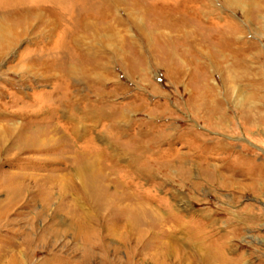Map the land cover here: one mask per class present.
Returning a JSON list of instances; mask_svg holds the SVG:
<instances>
[{
	"label": "rangeland",
	"instance_id": "374dc122",
	"mask_svg": "<svg viewBox=\"0 0 264 264\" xmlns=\"http://www.w3.org/2000/svg\"><path fill=\"white\" fill-rule=\"evenodd\" d=\"M43 3L0 0V34ZM102 4L113 15L97 31L78 32L96 0H68L51 4L50 34L29 20L1 52L0 264H264V0ZM74 36L103 66L85 82L23 69L78 68ZM67 92L85 100L75 122L90 114L62 143ZM79 148L106 182L83 183ZM100 188L128 201L103 206Z\"/></svg>",
	"mask_w": 264,
	"mask_h": 264
},
{
	"label": "bare ground",
	"instance_id": "6f19581e",
	"mask_svg": "<svg viewBox=\"0 0 264 264\" xmlns=\"http://www.w3.org/2000/svg\"><path fill=\"white\" fill-rule=\"evenodd\" d=\"M48 0H42V2H45L47 3ZM51 1V4L53 6L57 5L58 3H64V5H66L68 3V0H49ZM48 1V3H49ZM102 1L103 0H96V3L98 4L99 6V9L96 13V17L93 18V16L91 15H88V14H82L80 15L78 18H79V31L78 32H89V31H94L97 29V23L98 22H106V19L111 18L112 17V11H111V8H107L105 9L103 7V4H102ZM43 3V4H45ZM47 3V6H39V8L41 7L40 9H36V6L35 7H31V8H25V9H18V11L15 14V16H10L12 17H15V18H22L21 20L23 19H26V23L25 25L27 27L23 28L22 29V32L18 33L16 31V29L14 30L13 28H10V30L12 31H8L9 28L5 29V28H2L1 27V34H0V58L2 57V51H6V50H9L11 49L12 47H14L19 41L20 39L22 38V35L25 33V32H28L29 28H30V23L33 21V22H36L40 25H42L43 27V32L46 30V32L48 33H44L43 35H48L50 34L49 31L51 30L52 26H53V15H54V11H52L53 8H51V4L49 6V4ZM75 3V2H74ZM136 5H139V4H136ZM60 6V5H59ZM101 6V7H100ZM13 14V13H12ZM112 14V15H111ZM4 16V15H3ZM114 17V16H113ZM168 18V17H167ZM171 18V17H170ZM4 19V18H3ZM29 20H32V21H29ZM92 20L96 21V22H93ZM114 22H118V23H124L122 21H119L117 18H113ZM170 20V19H169ZM6 21V20H5ZM24 21V20H23ZM32 22V23H33ZM167 22V21H166ZM171 22H173L174 24L178 23L177 20H175V18L171 19ZM125 24V23H124ZM179 24H182V23H179ZM20 26V25H19ZM13 27V26H12ZM34 28V27H33ZM96 28V29H95ZM171 28V27H170ZM5 29V30H4ZM35 29V28H34ZM31 30V29H30ZM67 30V29H66ZM173 30V29H172ZM97 31V30H96ZM39 32V31H38ZM42 32V31H41ZM33 33V32H32ZM66 33V32H65ZM38 35V34H37ZM65 35V34H64ZM63 35V36H64ZM42 37V36H41ZM66 37V36H65ZM80 36H74L72 38V45L76 48V50L80 51V55H76L78 56L76 58V65L78 66V68L76 67H73L74 64L72 66H70L68 64V62H64L63 65L61 66L60 64V68H59V72L62 74H60L61 76H58V74L56 73V67L53 65V61L51 62H48L47 60H44L42 59L41 57H33L32 59L30 58L27 62V64H25V66L23 65V69H27L30 71V74L34 77V78H39V79H44V80H48V79H51V78H58V79H63L66 81L67 84H69L68 88L71 89L72 87V83L73 82H85L87 79H88V69L86 66L90 65L91 66V69L92 70H101L103 68L102 65H100L99 62H96V63H93V61H95V59L91 60L87 54V52L85 51L84 49V46L83 44L80 42L79 38ZM41 39V38H40ZM68 40V38L66 39ZM65 40V41H66ZM42 44V43H41ZM45 45V44H44ZM61 45V44H60ZM40 47V46H39ZM45 48V47H44ZM72 48V47H71ZM45 51V50H44ZM84 53H83V52ZM73 60V59H72ZM70 81V82H68ZM72 84V85H71ZM75 86V85H74ZM65 88V87H64ZM75 95V96H74ZM79 94H77L76 92H72V95L70 93V97H69V92H67V94L65 95L66 97V100H64V103H62L59 107V108H63L64 111L66 112L67 110L70 111V113L68 112V119L69 121H74L75 125L72 126V127H69L66 128V133H64V135L61 136V139L59 140V142L61 141L62 143L65 141L67 142V139L70 135H77L78 132H80V129L81 128V125H82V122L85 118V115H89L87 114L89 111L88 110H85L84 111V108H82V110H80L82 113H79V114H82V116L79 119V122L76 121L75 122V117L76 116H73L75 109L76 107H78L80 104L84 103V98H82L81 96H78ZM65 99V98H64ZM85 107V106H84ZM67 109V110H66ZM97 111V110H96ZM66 112V113H67ZM78 112V111H77ZM93 112V111H92ZM95 112V111H94ZM98 112V111H97ZM96 112V113H97ZM100 113V112H98ZM123 114V113H122ZM124 117V116H123ZM93 118V117H92ZM90 118V119H92ZM72 119V120H71ZM95 120V119H94ZM45 131V130H44ZM83 131V130H82ZM55 132V131H54ZM43 133V132H42ZM49 134V133H47ZM46 133L42 134L41 136H36V137H42V138H38L37 142L38 143H45L46 141H49V142H52L53 144L56 143V145L59 143L57 141H55L54 138H51V137H45ZM50 136V135H49ZM80 136V135H79ZM44 137V138H43ZM77 137V136H76ZM35 141V140H34ZM71 141V140H69ZM33 142V141H32ZM36 142V141H35ZM47 143V142H46ZM48 145V144H47ZM28 146V145H27ZM33 146V145H32ZM31 146V147H32ZM38 147V146H37ZM56 147V146H55ZM39 148V147H38ZM64 149V148H63ZM71 149V148H70ZM54 150V149H53ZM68 150H69V147H68ZM56 152H62V149H55ZM70 151V150H69ZM70 153V152H69ZM78 154H76V156L73 158L74 162L77 167H78V173L83 181V183L88 180L89 183L92 182L95 183V182H106L107 180L105 178L107 177H103L102 176V172H103V169L101 167V165L98 166V162H97V159H89V160H86L82 152V150H80V148L78 149L77 151ZM88 155V154H87ZM97 156V155H96ZM93 157V156H92ZM66 158V157H64ZM98 158V157H97ZM67 159V158H66ZM68 160H72V159H69ZM67 163V161H66ZM102 171V172H101ZM77 173V174H78ZM104 174V173H103ZM106 175V173H105ZM109 180V179H108ZM110 181V180H109ZM67 183V182H66ZM100 187V186H99ZM82 188V187H81ZM78 191H81L78 190ZM100 196H98L97 199L100 200V203L101 205L105 206V205H110L112 207H120L121 203H124L125 201H128V197L125 194H106V192L100 188ZM65 193V192H63ZM78 193V192H77ZM98 200V201H99ZM119 205V206H117ZM131 207V205H127V209H129ZM117 208V209H118ZM131 209V208H130ZM120 220V219H119ZM118 220V221H119ZM117 222V221H116Z\"/></svg>",
	"mask_w": 264,
	"mask_h": 264
}]
</instances>
